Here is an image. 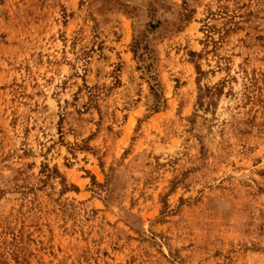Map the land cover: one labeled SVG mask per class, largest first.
Here are the masks:
<instances>
[{
	"label": "rangeland",
	"instance_id": "obj_1",
	"mask_svg": "<svg viewBox=\"0 0 264 264\" xmlns=\"http://www.w3.org/2000/svg\"><path fill=\"white\" fill-rule=\"evenodd\" d=\"M0 264H264V0H0Z\"/></svg>",
	"mask_w": 264,
	"mask_h": 264
}]
</instances>
